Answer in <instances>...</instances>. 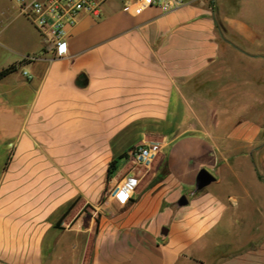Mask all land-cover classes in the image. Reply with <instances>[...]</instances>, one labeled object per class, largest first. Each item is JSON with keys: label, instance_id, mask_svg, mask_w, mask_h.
I'll return each instance as SVG.
<instances>
[{"label": "crops", "instance_id": "0c3cea01", "mask_svg": "<svg viewBox=\"0 0 264 264\" xmlns=\"http://www.w3.org/2000/svg\"><path fill=\"white\" fill-rule=\"evenodd\" d=\"M125 1L81 14L58 57L14 3L0 19V70L18 65L0 78V264H82L87 232L89 264H264V0ZM149 141L152 165H130Z\"/></svg>", "mask_w": 264, "mask_h": 264}, {"label": "built area", "instance_id": "2783aa9c", "mask_svg": "<svg viewBox=\"0 0 264 264\" xmlns=\"http://www.w3.org/2000/svg\"><path fill=\"white\" fill-rule=\"evenodd\" d=\"M17 7L20 15L30 21L36 31L45 41L44 50L54 57L62 56L66 52L69 29L73 27L78 17L91 14L99 17L102 5L106 0H11ZM184 3V0H126L123 10L137 14L148 6H157L162 11L173 10ZM38 58V55L28 54L23 61L29 62ZM25 74H28L25 71ZM159 141L139 143L130 150V159L133 166L148 168L160 152ZM138 184L134 176H127L118 181L111 189L110 194L120 202L129 198L130 191Z\"/></svg>", "mask_w": 264, "mask_h": 264}, {"label": "rangeland", "instance_id": "374dc122", "mask_svg": "<svg viewBox=\"0 0 264 264\" xmlns=\"http://www.w3.org/2000/svg\"><path fill=\"white\" fill-rule=\"evenodd\" d=\"M13 2L11 0H0V19L4 20L6 17V13H8V11L10 10V5ZM18 11V10H17ZM5 25L4 21H0V27H3ZM9 32V28L6 29L5 33ZM130 165H133V163L131 162ZM138 168H142L140 166H136ZM85 210H88L85 207ZM90 211V210H88ZM92 240H93V232H87L85 233V256H84V260L81 262L82 264H89V258L91 256L92 253ZM64 257L58 261H54L53 259H49L45 261V264H80V261H77V255L75 254V258L74 261H71L70 259V255L66 256V254L63 252ZM66 256V257H65ZM73 262V263H72Z\"/></svg>", "mask_w": 264, "mask_h": 264}, {"label": "water", "instance_id": "95a60500", "mask_svg": "<svg viewBox=\"0 0 264 264\" xmlns=\"http://www.w3.org/2000/svg\"><path fill=\"white\" fill-rule=\"evenodd\" d=\"M212 179L211 174L206 171L205 169H201L197 175L196 183H195V188L199 189L209 183ZM185 202V199L182 197L180 201L178 202L179 204H182Z\"/></svg>", "mask_w": 264, "mask_h": 264}, {"label": "trees", "instance_id": "16d2710c", "mask_svg": "<svg viewBox=\"0 0 264 264\" xmlns=\"http://www.w3.org/2000/svg\"><path fill=\"white\" fill-rule=\"evenodd\" d=\"M23 62V60H22ZM18 68V65L16 64H12L2 70H0V78H2L3 76L13 72L14 70H16ZM114 166V161H111L110 164H109V167H108V172L110 173L112 167Z\"/></svg>", "mask_w": 264, "mask_h": 264}]
</instances>
